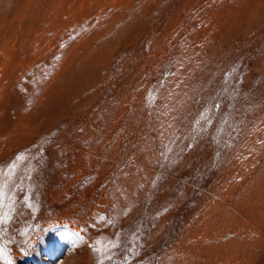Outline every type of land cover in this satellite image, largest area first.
<instances>
[{
	"label": "rangeland",
	"instance_id": "rangeland-1",
	"mask_svg": "<svg viewBox=\"0 0 264 264\" xmlns=\"http://www.w3.org/2000/svg\"><path fill=\"white\" fill-rule=\"evenodd\" d=\"M28 208L123 264H264V0H0L12 264Z\"/></svg>",
	"mask_w": 264,
	"mask_h": 264
},
{
	"label": "bare ground",
	"instance_id": "bare-ground-1",
	"mask_svg": "<svg viewBox=\"0 0 264 264\" xmlns=\"http://www.w3.org/2000/svg\"><path fill=\"white\" fill-rule=\"evenodd\" d=\"M28 209L30 210L25 209L26 211H24L27 219L29 218V220H32V223L28 222L27 219L24 218L28 222H26V224L30 223L31 225L30 227H26L27 234H24L25 231L23 234L25 235L26 239V236L31 234L32 238H28H31L32 241H29L30 243L27 242L28 250L23 260V264H50L52 261L57 259V264H123L124 259L120 257V255L123 253L121 252V254L118 256L116 255L115 249L110 247L113 245H111L112 242L121 240L117 238L119 236V230L107 233L105 235L94 236V239H91V241L89 234L92 232L89 230L90 233L88 234L86 231L87 227H82V225L79 224L77 220L70 217H44L37 221V217L39 215L33 213L35 209ZM23 217L25 216L23 215ZM15 222H17V219ZM12 223L14 224V222ZM17 224L20 223L18 222L14 226H17ZM5 226V223H0V229L5 228ZM22 226L21 228H23ZM79 229H81V231H79ZM4 253L5 259H10L9 254L6 252Z\"/></svg>",
	"mask_w": 264,
	"mask_h": 264
},
{
	"label": "snow or ice",
	"instance_id": "snow-or-ice-1",
	"mask_svg": "<svg viewBox=\"0 0 264 264\" xmlns=\"http://www.w3.org/2000/svg\"><path fill=\"white\" fill-rule=\"evenodd\" d=\"M4 251H5L4 248L0 247V259H4L5 258ZM6 264H12L11 259H7L6 260Z\"/></svg>",
	"mask_w": 264,
	"mask_h": 264
}]
</instances>
